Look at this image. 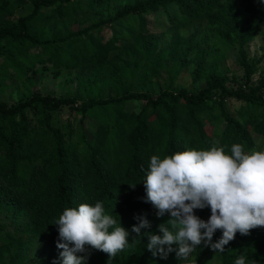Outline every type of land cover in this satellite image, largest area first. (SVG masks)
<instances>
[{
  "label": "trees",
  "instance_id": "obj_1",
  "mask_svg": "<svg viewBox=\"0 0 264 264\" xmlns=\"http://www.w3.org/2000/svg\"><path fill=\"white\" fill-rule=\"evenodd\" d=\"M110 1L0 0V93L11 73L33 85L28 73L37 65H50L56 73L90 66L88 84L114 92L111 98L79 104L75 95L34 91L11 104L0 100V264H29L31 252L43 242L51 245L50 253L37 264H60L54 223L65 208L97 201L130 232L129 247L111 264H167L147 250L146 236L131 233L137 215L147 213L151 228L142 231L155 234L169 219L157 217L156 209L141 199L150 157L207 150L214 141L229 154L233 144L248 152L255 148L254 136L264 138V74H258L246 50L257 33L264 36V0H239L235 8L227 0H134L77 31L50 26L55 17L97 12ZM19 9L29 12L14 20ZM150 14L163 16L172 26L205 21L215 43L202 49L194 35L183 42L174 36L170 48L161 47L157 37L141 34L147 33L145 16ZM129 17L138 18L140 33L130 31L131 42L123 45L119 35ZM105 27L112 28L107 40ZM222 47L238 53L242 76L232 84L219 66L225 59ZM111 52L128 53L129 59L118 57L115 75L107 77L101 67ZM194 52L197 61L191 66L185 58ZM161 70H167L166 82L153 89L152 79ZM189 71V88L180 86ZM228 100L240 103L234 114L226 109ZM128 104L136 107L128 111ZM64 107L80 116L76 124L61 121ZM85 121L94 124L92 131ZM133 184L135 188L129 186ZM195 213L203 219L204 209ZM221 236L217 230L213 242ZM91 253L88 264H106V253ZM210 254L216 264H235L241 255L246 264H264V227L248 235L238 232L223 253L202 242L192 253L194 264H210Z\"/></svg>",
  "mask_w": 264,
  "mask_h": 264
},
{
  "label": "clouds",
  "instance_id": "obj_2",
  "mask_svg": "<svg viewBox=\"0 0 264 264\" xmlns=\"http://www.w3.org/2000/svg\"><path fill=\"white\" fill-rule=\"evenodd\" d=\"M142 183L146 195L141 199L156 209L157 217L170 215L157 226L160 234L142 231L151 228L147 213L134 217L138 222L131 233L147 237L153 257L167 259L175 252L178 260L191 264V253L202 242L223 253L238 232L248 235L264 227V150L246 152L243 145L233 144L229 154L214 141L207 150L187 149L163 158L152 155ZM204 208H210L207 220L195 213ZM54 225L56 247L62 250L60 264H88L91 250L106 253V264H111L129 247V230L121 218L118 222L106 213L102 201L65 208ZM217 230L222 236L213 242ZM235 264H246L245 257L241 255Z\"/></svg>",
  "mask_w": 264,
  "mask_h": 264
},
{
  "label": "rangeland",
  "instance_id": "obj_3",
  "mask_svg": "<svg viewBox=\"0 0 264 264\" xmlns=\"http://www.w3.org/2000/svg\"><path fill=\"white\" fill-rule=\"evenodd\" d=\"M82 1V0H79ZM134 0H112L110 2H105L102 7L97 10V12H84L78 13L74 18H65V17H55L51 22L50 26L53 27L54 30H72L77 31L85 26L96 22L98 19H105L108 14L112 13L115 8H124L127 5H130ZM228 3H231L233 8L235 5L239 3V0H227ZM84 9V8H83ZM44 12H47L48 9H44ZM29 12L27 9H19L16 11L15 15L12 17L14 20L18 18V16L23 15ZM145 29L147 33H141L143 36L152 35L158 38V45L164 48H170L172 39L174 36L179 38L180 42L184 40L190 39L191 36H195L196 40L201 43V48H209L215 43L213 37L208 33L209 25L207 22H184L180 23L176 26H172L170 21H167L163 16H154V15H146L145 16ZM126 22L123 24L125 27L122 31V34L119 35L120 39L124 42L123 45H129L131 39L128 38L130 35V31L134 34H139V21L137 17H129L125 20ZM133 30H129L131 28ZM112 33L111 27L103 28V36L107 40ZM225 54V59L219 62L220 68L224 71L227 78H229L230 83L232 84V79L235 77L236 79L241 78L242 70L238 64V53L235 48H221ZM248 58L252 62L257 63L258 74H264V36L261 33H257L254 39L246 46ZM181 53V51H180ZM197 52L187 56L185 58L186 63H189L191 66L195 65L197 58ZM123 58V60H128V53L121 55V53L111 52L108 55L106 64L101 67L102 71L106 74L107 77H112L115 75L114 70L119 67L120 62L118 57ZM167 60V59H166ZM165 60V61H166ZM2 60L0 59V66ZM112 64V66H108V64ZM170 64V63H168ZM93 69L90 66L84 68H78L74 70H66L60 73H56L55 69L51 68L50 65H37L34 69V72H29L28 76L32 78V84L30 85L25 79L18 80L13 73H11V79L3 80L2 84L5 86L3 91L0 93V100L6 103H14L19 98L27 96L30 92H40L41 94H51L54 96H73L75 95L77 98V103L79 104L82 101L88 100L89 98L95 99H106L114 96V92L109 88V86H102L99 84V87L92 85L90 86L88 82L91 80V73ZM167 71V70H166ZM165 70H161L159 76H155L153 81V89L158 88L157 84L163 86L167 79V72ZM192 71H189L188 74L184 75L179 81L180 86H185L189 88L191 80H192ZM201 74L204 78H206V71L204 69L201 70ZM258 74L255 76L254 81L258 79ZM98 84V82H97ZM198 87H203L204 82H200L197 84ZM137 90H141L137 88ZM91 97H88V96ZM239 102L235 100H228L226 102V109L229 113L234 114V109L239 107ZM135 105L128 104L126 106V110H132ZM60 119L61 121H73L75 124L79 120V115H73L68 107L62 108L60 111ZM33 116H30V118ZM86 130L92 131L94 129V124L85 121L84 123ZM207 131L209 128H206ZM254 136V135H253ZM255 140V148L254 150H264V138L254 136ZM210 208H204L203 219L207 220L210 216ZM165 217H169V214H165ZM51 245L47 242H43L39 244L37 247L33 249L30 254V263L29 264H37V261L50 253ZM173 253V252H172ZM170 253V257L164 259L167 264H184V262L175 258V254ZM209 258H211L210 264H216L214 261V254H210ZM191 264H194L193 256L191 253L190 256Z\"/></svg>",
  "mask_w": 264,
  "mask_h": 264
}]
</instances>
